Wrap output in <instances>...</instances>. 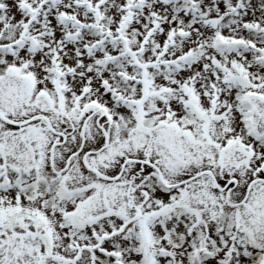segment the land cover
Segmentation results:
<instances>
[{
  "label": "snow or ice",
  "instance_id": "obj_1",
  "mask_svg": "<svg viewBox=\"0 0 264 264\" xmlns=\"http://www.w3.org/2000/svg\"><path fill=\"white\" fill-rule=\"evenodd\" d=\"M0 264H264V0H0Z\"/></svg>",
  "mask_w": 264,
  "mask_h": 264
}]
</instances>
